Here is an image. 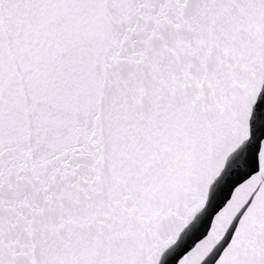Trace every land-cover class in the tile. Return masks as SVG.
Returning <instances> with one entry per match:
<instances>
[{
  "label": "snow or ice",
  "instance_id": "6c2138e0",
  "mask_svg": "<svg viewBox=\"0 0 264 264\" xmlns=\"http://www.w3.org/2000/svg\"><path fill=\"white\" fill-rule=\"evenodd\" d=\"M0 264H264V0H0Z\"/></svg>",
  "mask_w": 264,
  "mask_h": 264
}]
</instances>
